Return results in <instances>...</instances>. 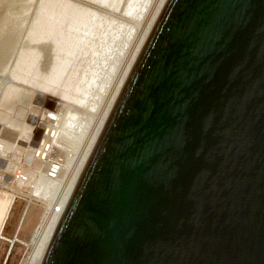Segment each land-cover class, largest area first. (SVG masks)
<instances>
[{
  "label": "water",
  "instance_id": "obj_1",
  "mask_svg": "<svg viewBox=\"0 0 264 264\" xmlns=\"http://www.w3.org/2000/svg\"><path fill=\"white\" fill-rule=\"evenodd\" d=\"M41 264H264V0H166Z\"/></svg>",
  "mask_w": 264,
  "mask_h": 264
},
{
  "label": "rangeland",
  "instance_id": "obj_2",
  "mask_svg": "<svg viewBox=\"0 0 264 264\" xmlns=\"http://www.w3.org/2000/svg\"><path fill=\"white\" fill-rule=\"evenodd\" d=\"M157 2L0 0V264H29L55 209L33 145L63 166L62 120L74 134L81 109L108 97Z\"/></svg>",
  "mask_w": 264,
  "mask_h": 264
},
{
  "label": "bare ground",
  "instance_id": "obj_3",
  "mask_svg": "<svg viewBox=\"0 0 264 264\" xmlns=\"http://www.w3.org/2000/svg\"><path fill=\"white\" fill-rule=\"evenodd\" d=\"M165 2L166 0H158L150 17L145 22L144 30L141 36L138 38L132 52L130 53L126 64H124V67L121 70L119 78L117 82L115 83V86L112 88V91L109 93L108 97L104 98V95L99 96L97 98L95 97L94 101L89 105L88 108L81 109L80 115L82 117L83 123L80 126V128L77 131H75L74 134H72L70 130L68 129L66 125L67 120L66 119L62 120L60 124V129L58 132V139L53 141L55 143L54 145L55 150L53 151V153L57 149L56 152L58 154H61V156H63V166L61 163V168L59 170V173L56 175V178H52L50 174H48L47 168L49 165V161L47 159H44V157L47 156L49 152L52 155L51 153L52 149H50L48 142L45 141L43 143L42 141L41 142L42 145L40 146L38 143L33 145L34 149L38 148L39 150V153L36 154V158L39 157L40 159L37 158L39 161H43L44 163H47L46 175L49 178V180L48 178L47 179L45 178V180L44 179L41 180L40 186L43 190L48 189L50 193L49 195H51L53 198L54 197H57V198L55 200V209L53 210V213L51 215L49 222L44 227L45 229L30 259L29 264H41L42 263L43 258L46 254V251L48 249V246L53 237V234L55 232V229L60 220V217L77 183V180L84 168V165L90 155V152ZM130 39H131V36H130ZM117 67H119V65ZM105 86L107 87L108 85H105ZM50 133H52V131H50ZM59 160L61 161L60 158Z\"/></svg>",
  "mask_w": 264,
  "mask_h": 264
},
{
  "label": "built area",
  "instance_id": "obj_4",
  "mask_svg": "<svg viewBox=\"0 0 264 264\" xmlns=\"http://www.w3.org/2000/svg\"><path fill=\"white\" fill-rule=\"evenodd\" d=\"M45 157L44 159H47L49 161V165L47 168L48 174H50L52 178H56V175L59 173V170L61 168V161L56 156L51 155L50 152L47 154V157Z\"/></svg>",
  "mask_w": 264,
  "mask_h": 264
}]
</instances>
